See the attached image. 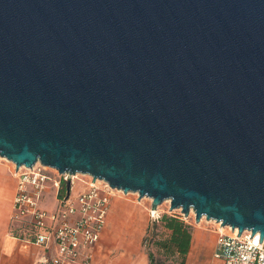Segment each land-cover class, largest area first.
Here are the masks:
<instances>
[{
	"label": "water",
	"instance_id": "water-1",
	"mask_svg": "<svg viewBox=\"0 0 264 264\" xmlns=\"http://www.w3.org/2000/svg\"><path fill=\"white\" fill-rule=\"evenodd\" d=\"M0 157L261 241L264 0H0Z\"/></svg>",
	"mask_w": 264,
	"mask_h": 264
},
{
	"label": "built area",
	"instance_id": "built-area-1",
	"mask_svg": "<svg viewBox=\"0 0 264 264\" xmlns=\"http://www.w3.org/2000/svg\"><path fill=\"white\" fill-rule=\"evenodd\" d=\"M11 164L10 172L16 180L11 219L26 227L24 241L55 245L51 264H92L111 197L115 191H122L110 188L101 179L92 182L93 178L88 174L59 173L39 160L32 167L16 168L14 163ZM75 180L80 182L82 190L73 193ZM67 181L71 186L69 194L58 196ZM48 188L55 189L57 202L53 211L41 207L40 201ZM216 233L214 255L221 260L220 264H264V237L260 241L259 232L252 234L251 230L245 229L238 235L237 228L219 224Z\"/></svg>",
	"mask_w": 264,
	"mask_h": 264
},
{
	"label": "crops",
	"instance_id": "crops-1",
	"mask_svg": "<svg viewBox=\"0 0 264 264\" xmlns=\"http://www.w3.org/2000/svg\"><path fill=\"white\" fill-rule=\"evenodd\" d=\"M10 169L0 165V264H51L50 258L55 253V245H36L24 241L26 227L11 219L16 180ZM45 210L51 211L48 208ZM110 210L111 208L109 212ZM109 212L94 249L92 264H149L148 253L141 250L143 229L138 225L127 229L122 224L115 225L112 221L113 214L110 215ZM215 246L216 241L210 264L221 263L214 255ZM189 253L190 248L187 256Z\"/></svg>",
	"mask_w": 264,
	"mask_h": 264
},
{
	"label": "rangeland",
	"instance_id": "rangeland-1",
	"mask_svg": "<svg viewBox=\"0 0 264 264\" xmlns=\"http://www.w3.org/2000/svg\"><path fill=\"white\" fill-rule=\"evenodd\" d=\"M0 165L5 166L7 169L12 168L11 162L0 157ZM65 184L61 186L58 193L65 194ZM82 190V186L78 180L73 183L72 192ZM139 199V200H138ZM151 199L146 196L138 198L137 193L117 192L111 197V205L109 214H113L112 221L115 225L125 223L126 220L133 219L137 222L138 226L143 230L140 243L141 250L151 252L154 257L155 264H179L180 259L176 257L165 256L162 249H159L157 241L165 240L168 238L169 232L162 226L160 221L163 215H172L191 227V247L189 258L186 255L185 264H210L212 252L215 245L216 231L220 223L215 220H206L204 217L199 222H195L194 212L190 211L187 217H184L180 209H172L169 211L170 201L165 200L158 204L155 210H151ZM41 207L48 208L53 211L55 208V189L48 188L43 193L41 199ZM117 206H116V205ZM151 211L155 212L152 214ZM127 215V216H126ZM188 258V259H187Z\"/></svg>",
	"mask_w": 264,
	"mask_h": 264
},
{
	"label": "trees",
	"instance_id": "trees-1",
	"mask_svg": "<svg viewBox=\"0 0 264 264\" xmlns=\"http://www.w3.org/2000/svg\"><path fill=\"white\" fill-rule=\"evenodd\" d=\"M62 194L59 193L58 196ZM162 226L169 232L168 238L157 241L159 249L165 256L180 259L179 264H185L186 255L191 245V227L175 216L163 215L160 219ZM149 264H155L153 254L147 252Z\"/></svg>",
	"mask_w": 264,
	"mask_h": 264
},
{
	"label": "bare ground",
	"instance_id": "bare-ground-1",
	"mask_svg": "<svg viewBox=\"0 0 264 264\" xmlns=\"http://www.w3.org/2000/svg\"><path fill=\"white\" fill-rule=\"evenodd\" d=\"M151 213L155 214V212H153V211H151ZM129 218L130 219L126 220L125 223H122V226H124V228H126V229L138 225L137 222L135 221V219L132 218V216H130Z\"/></svg>",
	"mask_w": 264,
	"mask_h": 264
}]
</instances>
